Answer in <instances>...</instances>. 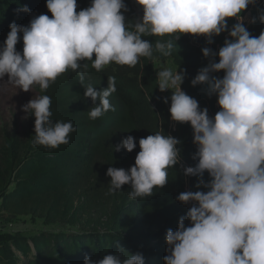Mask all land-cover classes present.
<instances>
[{
  "label": "clouds",
  "instance_id": "clouds-1",
  "mask_svg": "<svg viewBox=\"0 0 264 264\" xmlns=\"http://www.w3.org/2000/svg\"><path fill=\"white\" fill-rule=\"evenodd\" d=\"M143 8L142 21L126 23L124 0H91V5L77 12V0H47L51 18L42 14L28 26L15 22L0 46V81L23 91L39 86L46 92L51 84L69 70L75 72L85 88L84 99L93 106L88 117L96 120L115 111L109 97L116 92L115 78L108 77V88L98 91L85 85V74L116 64L134 67L141 57L151 58L153 51L172 55L173 41L183 35L202 36L209 44L213 37L228 32L217 53L202 49L209 59L191 81L193 87L209 85L220 107L214 118L207 108L184 91L185 70L163 68L156 83L161 93L171 91L170 114L173 122L190 124L197 151L194 167H186V176L199 177L197 190L181 193L177 199L191 204L178 229L166 235L164 264H264V31L252 36L244 25V13L257 0H135ZM24 11H29L25 6ZM238 21L229 30L230 19ZM264 23V9L258 17ZM23 39V52L17 44ZM158 37L155 43L142 39ZM167 38V39H164ZM95 57V59H93ZM223 72V78L214 73ZM151 99V98H150ZM163 102L168 103L165 97ZM51 98L38 95L22 108L25 118L34 116V147L58 149L70 143L77 129L71 121L53 122ZM163 121H161V124ZM181 141L165 135L160 128L139 140L140 151L130 169L109 167L108 195L130 186L131 200L149 198L163 188L169 172L180 162ZM132 136L115 147L129 153L136 148ZM208 173L210 180L204 181ZM185 220L190 222L186 226ZM84 264H146L141 253L129 254L118 247L117 254L104 255L94 262L85 256Z\"/></svg>",
  "mask_w": 264,
  "mask_h": 264
},
{
  "label": "trees",
  "instance_id": "trees-1",
  "mask_svg": "<svg viewBox=\"0 0 264 264\" xmlns=\"http://www.w3.org/2000/svg\"><path fill=\"white\" fill-rule=\"evenodd\" d=\"M127 11L122 10L126 23L142 21L143 8L135 0H124ZM47 0H0V46L15 22L28 26L31 19L45 14L51 18ZM91 5V0H77V12ZM29 11H24V7ZM256 5H250L244 16ZM235 19L228 21L229 30ZM258 37L264 31V23L257 21L246 28ZM17 51L23 52V39ZM142 39L155 43L158 37ZM167 39V38H164ZM231 39L228 32L213 37L209 44L202 36L183 35L173 41L172 55L165 57L153 51L151 58L141 57L134 67L111 64L96 71L89 63L85 85L91 84L98 91L108 88V77L115 78L116 92L109 97L115 111H108L96 120L88 117L93 106L91 99H84L85 88L75 72L69 70L51 84L46 92L35 86L38 95L51 98L53 122L71 121L77 129L70 134V143L58 149L34 147L35 117H30L24 136H6L0 147V209L12 216H31L61 226L64 231L43 232L32 238L15 237L12 242L0 240V264H84L85 256L94 262L104 255L117 254L122 247L129 254L141 253L146 264H164L167 255L166 235L169 229H178L181 217H186L191 204L178 201L177 197L188 191H207L197 188L199 177L186 176L184 169L194 167L197 151L190 124L173 122L170 114L171 100L157 88L156 62L172 61L177 70H185L181 86L190 97L196 99L200 109H208L214 118L220 111L215 95H209V85L195 87L191 81L199 70L207 67L209 59L202 52H213ZM95 59V57H93ZM216 62L219 58L216 56ZM223 78L224 73H214ZM151 98V99H150ZM161 121L163 123L161 124ZM163 129L165 135L181 141L180 162L170 170L167 184L145 199L131 200L130 186L108 195L109 167L130 169L141 150L139 140ZM132 136L136 148L115 151L123 139ZM208 182V173L204 175ZM186 226L190 225L185 220ZM67 228L78 231H66Z\"/></svg>",
  "mask_w": 264,
  "mask_h": 264
},
{
  "label": "rangeland",
  "instance_id": "rangeland-1",
  "mask_svg": "<svg viewBox=\"0 0 264 264\" xmlns=\"http://www.w3.org/2000/svg\"><path fill=\"white\" fill-rule=\"evenodd\" d=\"M259 9H264V0H259V4L256 3L252 11L253 14L247 19L249 21L248 25L252 24L250 21L253 17H258ZM257 21L259 20L257 19ZM219 50L215 52L217 53V57ZM155 68L156 73L163 68H171L173 71H177L176 66L170 60L156 62ZM7 79L8 77L6 76L4 81H0V147L6 136L14 134L24 136L29 128L30 117L25 118L27 114L22 111V108L31 99L38 96L34 88L35 86H33L32 91L25 93L5 83ZM171 95V91L161 93V96L164 98L167 97L168 100H171ZM60 231L64 230L58 224L31 216H12L2 212L0 209V240L12 242L15 237L32 238L43 232L56 233ZM66 231L75 232L78 230L67 228Z\"/></svg>",
  "mask_w": 264,
  "mask_h": 264
},
{
  "label": "built area",
  "instance_id": "built-area-1",
  "mask_svg": "<svg viewBox=\"0 0 264 264\" xmlns=\"http://www.w3.org/2000/svg\"><path fill=\"white\" fill-rule=\"evenodd\" d=\"M257 4H259V0H257ZM253 11V10H252ZM252 11L248 12L245 16H244V25H247L246 28H248L250 25L249 21H247V19L253 14ZM238 21L235 20V23H237Z\"/></svg>",
  "mask_w": 264,
  "mask_h": 264
}]
</instances>
